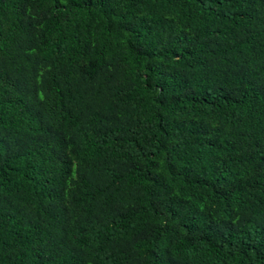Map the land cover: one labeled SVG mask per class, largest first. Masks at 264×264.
<instances>
[{
  "label": "trees",
  "instance_id": "trees-1",
  "mask_svg": "<svg viewBox=\"0 0 264 264\" xmlns=\"http://www.w3.org/2000/svg\"><path fill=\"white\" fill-rule=\"evenodd\" d=\"M0 264H264V0H0Z\"/></svg>",
  "mask_w": 264,
  "mask_h": 264
}]
</instances>
